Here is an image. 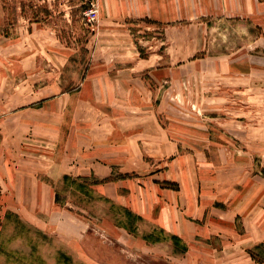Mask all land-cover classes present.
<instances>
[{
    "label": "rangeland",
    "instance_id": "rangeland-1",
    "mask_svg": "<svg viewBox=\"0 0 264 264\" xmlns=\"http://www.w3.org/2000/svg\"><path fill=\"white\" fill-rule=\"evenodd\" d=\"M84 2L0 0V264H264V0L204 48L100 32ZM158 199L202 203L211 236L144 219Z\"/></svg>",
    "mask_w": 264,
    "mask_h": 264
},
{
    "label": "crops",
    "instance_id": "crops-1",
    "mask_svg": "<svg viewBox=\"0 0 264 264\" xmlns=\"http://www.w3.org/2000/svg\"><path fill=\"white\" fill-rule=\"evenodd\" d=\"M259 6L260 0H99V31L126 30L128 23L132 20L146 19L167 25V30L170 31L166 33L168 46H175L173 43L175 33L190 31L192 34L187 37L186 41L177 46L204 48L206 47L208 22L211 19L227 15L249 17L258 11ZM170 61L179 63L181 60L170 56ZM139 62L136 58L125 62L112 73L109 79L114 78L113 82H116L120 76H123V86L129 88L132 84L131 80L138 78V71L135 68ZM134 152H136L135 157L138 158L137 153L139 152L137 150ZM192 204L180 212L177 200L158 199L157 204L150 205L151 208L144 205L145 213L141 216L157 228L163 229L169 236L183 239L188 246H191V243L196 242L198 237L209 238L211 236L203 221L208 215L202 213L205 212L202 203L198 210L196 204L193 202ZM156 207L159 208L158 211ZM195 208L198 214H195ZM223 249L225 247L219 249L220 254H223Z\"/></svg>",
    "mask_w": 264,
    "mask_h": 264
},
{
    "label": "built area",
    "instance_id": "built-area-1",
    "mask_svg": "<svg viewBox=\"0 0 264 264\" xmlns=\"http://www.w3.org/2000/svg\"><path fill=\"white\" fill-rule=\"evenodd\" d=\"M98 1L99 0H85V6L87 9L84 11V14L86 16V19L89 23L96 22L98 15H97V9H98Z\"/></svg>",
    "mask_w": 264,
    "mask_h": 264
}]
</instances>
